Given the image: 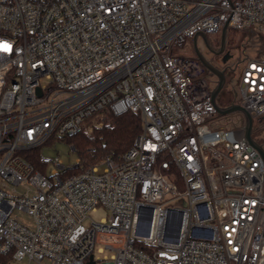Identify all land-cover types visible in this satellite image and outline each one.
<instances>
[{"label":"built area","instance_id":"1","mask_svg":"<svg viewBox=\"0 0 264 264\" xmlns=\"http://www.w3.org/2000/svg\"><path fill=\"white\" fill-rule=\"evenodd\" d=\"M225 26L264 38V0H0V264H264V156L173 53ZM248 48L237 103L255 126L264 46ZM106 109L141 115L121 156L67 177L29 159Z\"/></svg>","mask_w":264,"mask_h":264},{"label":"trees","instance_id":"2","mask_svg":"<svg viewBox=\"0 0 264 264\" xmlns=\"http://www.w3.org/2000/svg\"><path fill=\"white\" fill-rule=\"evenodd\" d=\"M240 36V38H239ZM244 37V38H243ZM226 42L228 45L240 43V47H251L257 45L263 48L264 38L253 29H229ZM187 43V42H186ZM186 43L184 45H186ZM183 45V46H184ZM175 53V49L173 50ZM239 101V97L232 98L230 101L222 100L221 105L226 106ZM226 118L228 128H233L243 123L244 115L241 112L230 114ZM106 122L103 126L95 128L92 133L80 131L73 135H65L63 138L68 141L79 153L81 161L78 164L69 166L63 171L62 176L67 177L78 174L94 163L99 162L104 156L112 154L116 157L124 154L134 143L136 137L142 132V119L140 113L126 111L121 114H114L106 109ZM254 136L264 138V119L257 120L254 126ZM263 141V140H262ZM29 159L35 164L36 168L45 172L47 160L43 156L42 147L33 150ZM171 180H174L180 187V175L171 172V169H163ZM1 259H7L0 255Z\"/></svg>","mask_w":264,"mask_h":264},{"label":"rangeland","instance_id":"3","mask_svg":"<svg viewBox=\"0 0 264 264\" xmlns=\"http://www.w3.org/2000/svg\"><path fill=\"white\" fill-rule=\"evenodd\" d=\"M231 30V29H230ZM213 35H220L221 33H212ZM240 38V36H239ZM244 38V37H243ZM191 38L190 40L187 41L186 45L184 46H179L175 48V53L178 55H182V56H187V57H192L193 56V46H192V42H191ZM238 46V47H237ZM240 43H237L236 45H228V48H230L231 51L236 52L235 56H234V62H235V69L233 71V74L231 75V81H230V85H232V87L234 88H238L239 85V80L241 77V71L242 68L245 64V53H243V50L240 49L242 47H240ZM235 48H238L237 50ZM236 50V51H234ZM258 50V46L254 45L251 46L247 49L248 54L250 55H254ZM232 92V91H231ZM231 94L234 95V99L237 98L238 96L234 94V92H232ZM102 117H105L106 119V113L102 114V115H96L95 117L91 118L86 125V130H84V132L86 133H92L94 131L95 128L101 127L103 125H101V121H102ZM226 117V116H224ZM264 119V117L262 118ZM107 120V119H106ZM105 120V122H106ZM257 138V137H256ZM257 139L260 140V138L258 137ZM262 140H260L261 142L264 143V138H261ZM42 150L44 152V155L47 159H49L50 164L48 165L49 168H52L54 166V162L53 160L56 157L61 158L65 165L67 166H73L75 164H78V160L80 159V155L79 153L73 149L72 145L66 141L63 137H57L54 136L52 138H50V140H48V142H46L43 146H42ZM18 189H21V186L17 187ZM168 198H170V195L168 196ZM178 202L176 200H173L171 202H169V204L171 205H176ZM107 215V210L104 207H100L97 211H93L91 213V216L97 220L100 221L102 217H105ZM28 260L27 259H15L12 258L8 264H28ZM32 264H36V263H32Z\"/></svg>","mask_w":264,"mask_h":264},{"label":"flooded vegetation","instance_id":"4","mask_svg":"<svg viewBox=\"0 0 264 264\" xmlns=\"http://www.w3.org/2000/svg\"><path fill=\"white\" fill-rule=\"evenodd\" d=\"M219 33V32H217ZM190 40V39H189ZM192 46H193V58H196L200 61L197 49L194 44V37L191 38ZM208 41L207 44L201 37L197 40L198 49L201 52L203 58L210 64H212L216 69L219 71H222L225 75V84L223 88L221 89L218 100L221 102L222 100H228L230 101L232 98H234V95L231 94L234 92L235 95H237V89L232 87L230 85L231 81V75L233 74V71L235 69V62H234V56L236 54V50L238 48H235L236 52H233L228 48V44L226 42V46L222 52H219L222 46V33L219 35H213L208 34ZM238 47V46H237ZM244 47L240 48L243 50ZM229 52L231 57H229L227 60L224 59L225 54ZM243 53L245 51L243 50ZM201 62V61H200ZM202 68H203V74L206 77L208 84L210 87L214 88L219 80V77L217 74L212 72L209 68L204 66V64L201 62ZM232 91V92H231ZM238 96V95H237ZM233 104V103H232Z\"/></svg>","mask_w":264,"mask_h":264},{"label":"water","instance_id":"5","mask_svg":"<svg viewBox=\"0 0 264 264\" xmlns=\"http://www.w3.org/2000/svg\"><path fill=\"white\" fill-rule=\"evenodd\" d=\"M199 37H201L208 44L209 43L208 34L204 31H199L198 33H196L194 36V44H195V47L197 49L200 61L204 64V66L209 68L212 72L217 74L219 77L217 85L212 90V101L216 105L219 114L220 115H229V114H233L236 112H241L244 115V118L246 119V136H247V138L250 140L251 143H253L254 145H256L260 149V151L262 152V154L264 156L263 146L260 145L259 143H257L253 138L254 119H253L252 114L248 110H246L243 105H241L240 103H237V102H234L233 104L226 105V106H223L220 104V102L218 100V95H219L221 89L223 88V86L225 84V75L222 71H219L218 69H216L212 64L208 63L203 58L201 52L198 49V45H197V40ZM226 38H227V26H225L222 30V46H221V49L219 52H222L224 50V48L226 46ZM229 57H231V55L229 52H227L225 54L224 59L227 60ZM39 93H41L40 90H39ZM148 231H149V229H147L146 232H148ZM89 264H94V263L91 261Z\"/></svg>","mask_w":264,"mask_h":264}]
</instances>
